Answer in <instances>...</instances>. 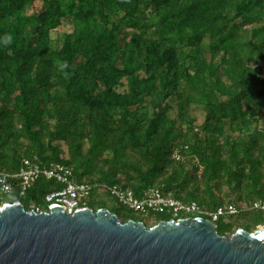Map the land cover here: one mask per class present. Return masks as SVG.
Here are the masks:
<instances>
[{
	"label": "trees",
	"instance_id": "trees-1",
	"mask_svg": "<svg viewBox=\"0 0 264 264\" xmlns=\"http://www.w3.org/2000/svg\"><path fill=\"white\" fill-rule=\"evenodd\" d=\"M63 22L72 31L56 48ZM6 36L1 171L60 163L76 182L233 204L241 211L215 223L222 236L264 225V211L243 208L264 199V0H0ZM54 188L40 177L0 205L30 210ZM108 197L94 192L88 207L132 219Z\"/></svg>",
	"mask_w": 264,
	"mask_h": 264
},
{
	"label": "water",
	"instance_id": "water-1",
	"mask_svg": "<svg viewBox=\"0 0 264 264\" xmlns=\"http://www.w3.org/2000/svg\"><path fill=\"white\" fill-rule=\"evenodd\" d=\"M25 210L0 205V264H264V225L217 233L208 219L118 220L107 209Z\"/></svg>",
	"mask_w": 264,
	"mask_h": 264
},
{
	"label": "built area",
	"instance_id": "built-area-1",
	"mask_svg": "<svg viewBox=\"0 0 264 264\" xmlns=\"http://www.w3.org/2000/svg\"><path fill=\"white\" fill-rule=\"evenodd\" d=\"M40 177L46 181H53L57 188L44 194L38 204L33 201L29 202L30 210L35 213L48 212L51 206H63V212L71 216L80 209H90L88 204L94 192H103L127 211L145 217L157 214H166L171 217L170 220L200 217L215 224L222 217L236 215L241 211L233 204L218 207L214 211H207L195 203L180 202L169 193L163 194L154 187L136 195L128 188L94 182H76L70 168L60 163L41 166L35 160H24L23 167L15 173L0 170V199L24 198L27 190ZM16 201L19 202V200ZM243 208L250 211H264V199Z\"/></svg>",
	"mask_w": 264,
	"mask_h": 264
},
{
	"label": "rangeland",
	"instance_id": "rangeland-1",
	"mask_svg": "<svg viewBox=\"0 0 264 264\" xmlns=\"http://www.w3.org/2000/svg\"><path fill=\"white\" fill-rule=\"evenodd\" d=\"M35 6H36V9H40L41 8V4L38 3V2H36ZM71 31H72L71 24L69 22H63L58 28H56L55 30H53L51 32L50 36H51V44H52V46L56 47V48L60 47L64 36L66 34L70 33ZM262 74L264 76V63H263V72H262ZM190 116L192 118H194L195 125H200L202 123V121H203V114L200 111L192 110L190 112ZM61 147H62V149L64 151L66 150L64 145H61ZM116 206H118V204H116V202L113 199L108 197V199H107V207L111 209V208H114ZM124 211L128 212L126 209H124ZM154 217H155V215H150L149 217H145V216H143L141 214H138V213H131L132 220L141 222V223L145 224L147 227H151V226H153L155 224ZM262 226L263 225H259V226L256 227V229L258 227H262Z\"/></svg>",
	"mask_w": 264,
	"mask_h": 264
},
{
	"label": "clouds",
	"instance_id": "clouds-1",
	"mask_svg": "<svg viewBox=\"0 0 264 264\" xmlns=\"http://www.w3.org/2000/svg\"><path fill=\"white\" fill-rule=\"evenodd\" d=\"M3 44V46L7 47L8 45L11 44V37L10 36H6L3 38L2 42H0Z\"/></svg>",
	"mask_w": 264,
	"mask_h": 264
}]
</instances>
